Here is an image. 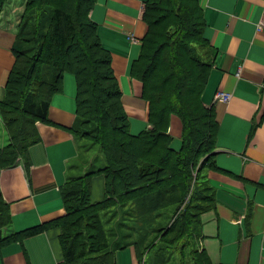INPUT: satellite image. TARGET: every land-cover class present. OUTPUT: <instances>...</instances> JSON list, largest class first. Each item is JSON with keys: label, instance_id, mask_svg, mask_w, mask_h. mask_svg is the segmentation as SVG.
I'll return each mask as SVG.
<instances>
[{"label": "trees", "instance_id": "16d2710c", "mask_svg": "<svg viewBox=\"0 0 264 264\" xmlns=\"http://www.w3.org/2000/svg\"><path fill=\"white\" fill-rule=\"evenodd\" d=\"M96 1L26 0L13 47L15 65L0 99L9 137L0 148V172L22 158L27 163L29 147L39 141L37 124L47 121L66 73L76 77L78 87L72 132L98 146L105 163L68 178L61 189L64 216L5 236L12 219L0 189V249L59 227L62 264H115L116 251L131 245L140 264H148L151 253L157 264H214L200 247V228L201 215L215 203L204 171L218 168L216 112L202 99L215 51L204 35L199 0L145 4L148 31L131 76L143 84L151 128L138 135L130 131L112 55L90 18ZM5 2L0 0V12ZM172 116L183 124L177 150L169 132ZM97 175L105 177V196L92 202ZM166 253H174L173 261Z\"/></svg>", "mask_w": 264, "mask_h": 264}, {"label": "crops", "instance_id": "0c3cea01", "mask_svg": "<svg viewBox=\"0 0 264 264\" xmlns=\"http://www.w3.org/2000/svg\"><path fill=\"white\" fill-rule=\"evenodd\" d=\"M148 0H97L90 13L122 89L130 131L151 128L143 84L131 75L148 26ZM205 38L215 51L203 94L219 126L215 163L204 171L215 203L201 215L200 247L214 264H264V0H199ZM26 0H6L0 12V99L15 65L13 47ZM231 100L216 101L218 92ZM77 79L64 76L62 92L50 102L46 122L37 124L39 141L29 147L27 163L0 172V189L10 205L11 233L42 226L65 215L61 189L68 178L100 167L72 129L78 121ZM173 148L182 145L183 124L170 120ZM82 141V140H81ZM9 137L0 118V148ZM99 161V160H97ZM28 164V165H27ZM92 202L105 196V177L92 181ZM241 220L240 222H237ZM62 229L50 228L0 249V264H62ZM134 245L117 250L115 264H140Z\"/></svg>", "mask_w": 264, "mask_h": 264}, {"label": "rangeland", "instance_id": "374dc122", "mask_svg": "<svg viewBox=\"0 0 264 264\" xmlns=\"http://www.w3.org/2000/svg\"><path fill=\"white\" fill-rule=\"evenodd\" d=\"M0 118H1V116H0ZM80 142L84 143L85 146H90V148H89V152H88V153H90V151H91V156H93V158L95 157V159L99 160V161H96V163L99 165L98 167H100V163H101V162H102V163H105V162H104V158H103V154H102V152H101V150H100V148H99L98 146H94V145H93V147H92L91 142H90L89 140H86V139H85V140H82V141L80 140ZM10 233H11V229H10V228L4 230V236H5V235H8V234H10ZM156 249H157V248H155L154 250H156ZM154 250H153V252H154ZM152 255H154V253H151V255H147V263L149 264L150 261H151V263H153V264H157L156 261L150 259ZM165 257H166V258H170L171 261H173V259L175 258L174 253H173V254H171V253H166V254H165ZM171 261H170V262H171ZM167 263H168V262H167ZM167 263H165V264H167ZM168 264H169V263H168Z\"/></svg>", "mask_w": 264, "mask_h": 264}, {"label": "built area", "instance_id": "2783aa9c", "mask_svg": "<svg viewBox=\"0 0 264 264\" xmlns=\"http://www.w3.org/2000/svg\"><path fill=\"white\" fill-rule=\"evenodd\" d=\"M260 29H264V19L262 20V22L259 25ZM231 94L229 93H225V92H218L215 96L216 101H220V102H224L227 103L229 102V100H231ZM241 220L237 221L240 222Z\"/></svg>", "mask_w": 264, "mask_h": 264}]
</instances>
